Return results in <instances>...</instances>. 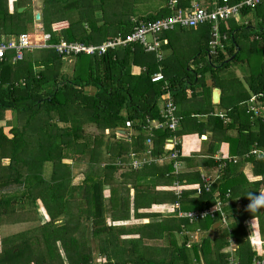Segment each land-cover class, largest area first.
Here are the masks:
<instances>
[{
  "label": "trees",
  "instance_id": "obj_1",
  "mask_svg": "<svg viewBox=\"0 0 264 264\" xmlns=\"http://www.w3.org/2000/svg\"><path fill=\"white\" fill-rule=\"evenodd\" d=\"M168 1L0 0V34L9 37L42 30L51 35L52 44L64 40L85 47L99 46L124 39L140 21L168 16ZM175 1L184 8L201 0ZM33 3L38 6L39 20L35 19ZM20 8L23 11L19 12ZM240 16V24H219L220 32L229 37L222 47L215 48L214 55L209 54V26L201 25L192 29L189 39L198 40V44L188 55L181 54L169 41L165 50H170V55L161 61L154 53L145 52L140 43H127L102 54L64 56L54 49H38L24 53L15 64L7 59L0 62V122H4L0 125V228L31 222L25 232L3 239L0 264H94L90 248L83 247L87 240H97L98 254L105 258L101 264H228L231 257L241 264H251L260 258L252 247L253 230L247 224L254 222L255 233L264 243V208L254 214L245 208L249 192H264V157L258 159L251 154L253 149L264 153V112L254 117L248 111L249 104L264 107V0L254 10H242ZM245 17L251 19L245 23ZM35 23L40 24L36 30ZM175 30L185 32L176 28L163 32L160 38H168ZM244 41L249 48L239 43ZM163 48L162 44L161 51ZM232 65L243 69L248 91L241 87L245 93L227 105L225 95L231 86L223 84L217 74ZM133 66L141 69L140 74H132ZM156 73H161L163 80L153 83L151 77ZM212 88L221 91L220 101L214 106ZM166 92H175L172 100L180 125L174 132L177 140L185 133V122L199 135L205 122L212 125L213 138L204 154L209 159L202 163L205 168L218 167L211 156L221 142L229 143L227 153L239 159L217 170L219 178L200 195L192 189L177 199L172 192L156 189L173 181L202 185L199 171L181 157L180 144L175 147L179 151L176 162L188 164L184 174L175 176L172 162L163 167L150 164L137 171L126 165L130 151L144 149L147 132L142 127L146 119L159 117L156 99ZM251 96H256L255 103L250 101ZM201 98L207 100V109L201 106ZM213 107L228 108L230 123L224 125ZM199 117L206 121L197 125ZM127 121L134 129L129 143L116 140L118 131L126 130ZM231 129L235 134L226 137ZM172 135L169 131L157 132L151 154L158 157L169 153L166 140ZM245 164L252 167L255 180L249 181L239 170ZM119 170L123 172L116 177ZM71 187L81 188L80 198L68 197ZM105 187L110 189L109 225L105 223ZM131 189L135 215L140 217H153L150 213L137 215L140 209L175 202L182 211H199L216 200L226 202L228 191L231 199L239 198L243 209L227 208L228 223L218 224L214 234L210 232L212 225L219 223L218 214L195 223L176 218L157 224L114 226L112 222L129 218ZM27 204L35 208L36 218L16 222L17 207ZM196 230L203 235L199 243L192 244L186 233ZM145 238H164L168 244L142 247ZM229 239L234 240L233 253L229 251Z\"/></svg>",
  "mask_w": 264,
  "mask_h": 264
},
{
  "label": "built area",
  "instance_id": "obj_2",
  "mask_svg": "<svg viewBox=\"0 0 264 264\" xmlns=\"http://www.w3.org/2000/svg\"><path fill=\"white\" fill-rule=\"evenodd\" d=\"M263 0H240L237 3L231 4L229 0H213L212 3H206L203 1H193L191 4L184 8H179L175 0H169L167 3V9L171 13L160 19L153 21H140L134 27V31L127 35L124 39H117L109 41L99 46H83L78 43H67L64 40H60L58 43H51V35L43 32L27 34L22 33L17 36L6 37L0 34V62L7 59L11 64H15L23 59L24 53L31 52L38 49H54L57 53L70 56L80 52H86L88 54H102L108 48H115L117 46L126 45L127 43H140L145 52L154 53L157 60L161 61L162 51L161 45L164 41L160 38V35L166 31H172L176 28L183 30L195 29L201 25L209 26V54L214 55L216 47H222V43L228 40L226 33H221L219 30V24L226 21H235L239 23L241 21V11L244 9L254 10ZM246 23V22H245ZM163 80L161 73H156L151 77V82L156 83ZM165 97V98H164ZM256 96H251L250 101L255 103ZM162 102L159 108V119H146L143 129L147 132V138L145 144L147 149L143 153L131 152L129 154V167L133 170H138L150 162L158 164L164 160H168L173 163V171L175 174L179 173L180 164L176 162L179 155V151L175 148L180 143L175 136H172L167 142L170 152L164 157L151 159L152 152V131L153 130H166L171 133L177 131L179 126V119L176 116V106L173 103L171 93L166 92L163 98L159 100ZM255 104H249L248 111L253 113L254 117L259 115V111L264 112V107L257 108ZM159 107V106H158ZM224 123H227L229 119L225 115H218ZM125 129L118 131L116 139L129 143L131 136L133 135V123L131 121L125 122ZM252 155H256L258 159L264 157V153L259 149H253ZM244 157H248L245 155ZM212 159L218 163L216 171L224 168L227 163H236L239 159L237 157H223L221 155H213ZM217 171V172H218ZM219 178L218 173L213 176L201 175L200 180L202 185L194 186L196 195H200L202 191L208 192L211 185ZM174 192L176 196H181L182 188L177 182L174 183ZM226 202L216 200L211 207H205L199 211H182L179 203H175L176 214L179 218L187 220L189 223H195L202 221L206 218L214 219L216 215H219V222L221 225H227L226 207L234 202L230 197L228 191L225 195ZM235 202L239 203L238 200ZM215 206L219 207V211H212ZM222 213V214H221ZM230 247V246H229ZM231 253L234 252L232 247L229 248ZM98 264V263H97ZM228 264H241L232 257L229 259ZM251 264H264V255H260L259 259H253Z\"/></svg>",
  "mask_w": 264,
  "mask_h": 264
},
{
  "label": "crops",
  "instance_id": "obj_3",
  "mask_svg": "<svg viewBox=\"0 0 264 264\" xmlns=\"http://www.w3.org/2000/svg\"><path fill=\"white\" fill-rule=\"evenodd\" d=\"M201 1H203L204 2V0H201ZM247 17H245L243 20H245V22L247 21L248 22V19L249 18H247ZM242 20V19H241ZM175 32H177V30H175L174 32H171V33H169V35H168V38H169V40H168V38L166 37V36H164V39H162L163 41H164V51H162V59L161 60H165L169 55H170V50H165V46L167 45V44H169V41H171V44H173V42H174V40L176 39V38H178V36H177V33H175ZM193 42H194V44L195 45H197L198 44V40H193ZM167 43V44H166ZM190 67L191 68H193L194 66L192 65V64H190ZM237 68V72L235 71V69ZM239 68V69H238ZM230 69V68H229ZM232 73L234 74V77L235 78H237V79H239L240 77H238L237 76V74L236 73H238L239 75L240 74H242L243 73V75H244V72H243V69L242 68H240V67H238V66H235V67H232ZM238 70H239V72H238ZM131 71H132V74L133 75H138V74H140V72H141V69L139 68V67H137V66H133L132 67V69H131ZM236 72V73H235ZM208 79V78H207ZM214 89H218V88H212L211 89V104L214 106V105H217V104H214L213 102H212V92H213V90ZM197 91H200V90H197ZM218 92H219V94L221 95V91L218 89ZM174 93L175 92H173V94L171 93V97L174 95ZM163 95L164 94H162V95H160L157 99H156V108H157V111H158V114H159V108L161 107V104H162V102H160L159 100H160V98H163ZM201 97V95L199 96V98ZM165 98V97H164ZM172 99H173V97H172ZM220 101V100H219ZM200 103H201V106H203V108H208L209 107V105H208V102H207V100L206 99H204L203 100V98H201L200 99ZM159 106V107H158ZM213 109H214V112H216V114H222V115H225V117L227 118V119H229L227 116H226V114H227V112H229V110L228 111H226L224 108H222V107H213ZM177 113V112H176ZM177 116V115H176ZM191 116H193V115H191ZM160 118V114H159V117L158 118H155V119H159ZM148 119H152V118H148ZM206 120L204 119V117H199L198 118V121H197V125H199V124H201V123H203V122H205ZM230 123V119H229V121L227 122V123H225L224 125H227V124H229ZM180 126V125H179ZM179 126H178V128H179ZM178 128H177V131H178ZM199 128V127H198ZM200 130H198V131H201V133H200V135H199V133L197 132V129H196V133H194L193 131H192V128H191V126L189 125V123H186L185 122V128H183V130H185V133H184V135H182L181 136V138H180V155H181V157L182 158H184L185 160L186 159H188L189 161H191L190 163H191V165L194 167V169L195 170H198L199 171V173H200V176L201 175H205V173H206V175H208V176H213V175H215L216 173H217V171H216V169H210V168H205L204 166H203V159H209V157H206V155H204L205 154V151L207 150V148H208V145L211 143L210 141H211V139L213 138V127H212V125H210V124H208V123H206L205 122V124H203V128L201 129V128H199ZM164 131H166V130H161V129H159V130H153L152 131V135H153V137H152V139H154L155 138V134L157 133V132H164ZM228 131V130H227ZM235 134V130L234 129H231V130H229L227 133H226V137H228V136H233ZM172 136H176V134L175 133H173V135ZM171 136V137H172ZM216 136L220 139V136H221V134L219 133V132H217V134H216ZM170 137V138H171ZM177 137V136H176ZM169 139H167L166 141H168ZM229 143H227V142H221V143H219V148H218V150L216 151V153L214 154V155H218L219 153H221V154H227V149H228V147H229V145H228ZM165 147V146H164ZM152 148H153V146H152ZM147 149V145L144 143V149L143 150H140V151H130L128 154H127V157H126V159H127V161H126V165H128L129 164V154L131 153V152H138V153H143L144 152V150H146ZM165 149L166 150H168L169 149V146H168V144H167V146L165 147ZM167 155V154H166ZM166 155H161V156H158V157H156V156H151V159H156V158H159V157H164V156H166ZM211 158H212V156H211ZM188 162V161H187ZM170 162L168 161V160H164V161H162V162H160V163H158V164H155V162H150L149 164H147V165H150V164H154V165H156L157 167H163L164 165H166V164H169ZM147 165H145V166H147ZM186 165H188V164H186V162L184 163H182V164H180V170H179V173L178 174H184V173H186L187 172V170H188V168H187V166ZM130 168V167H129ZM143 168V167H142ZM131 169V168H130ZM141 169V168H140ZM140 169H138V170H140ZM131 170H133V169H131ZM243 174H244V176L249 180V181H253V180H255L254 178H255V176L254 175H252V167H250L249 165H243L240 169H239ZM121 173L123 172V170H119ZM133 171H137V170H133ZM178 174H174L175 176H177ZM116 175V177H119V175L120 174H115ZM178 183L179 185H181V188H182V194L184 193V192H186V191H189V190H192V189H195L194 188V186H196V185H198V184H192V185H186V184H181V183H179L178 181H173V183H171V185H168V186H157L156 187V189H157V191L158 190H161V191H169V192H172V194L177 198V199H179L181 196H182V194H181V196H176V194H175V192H174V188H173V186H174V183ZM133 194H134V191L131 189L130 190V212H129V218H128V220H126V221H117V222H112V225H114V226H116V225H122V224H126V225H132V226H139V225H148V224H157V223H161V222H168V221H170V220H174V219H180V220H184V219H182V218H179L178 216H177V214H176V208L174 207V204L175 203H178V202H175L174 204H159V205H152L149 209H147V210H144V209H140L139 211H137V215L138 214H141V213H150L151 215H153V217H140V216H136L135 215V211H134V208H133ZM196 194V193H195ZM108 194H105L104 195V197H105V203H106V199L108 198H110V196H107ZM110 195V194H109ZM232 200H234V202H232L231 204H229L227 207H226V210H228L229 209V207L230 206H233L235 209H236V211H241L240 209H243L242 208V204H241V202H240V200H239V198L237 199H232ZM236 200H238L239 201V203H237V202H235ZM106 208H107V211H106V215H105V223L106 224H110V210H108L109 209V204L108 205H106ZM228 208V209H227ZM195 211V210H194ZM227 223H228V221H227ZM218 224H220V222L219 223H216V224H213L212 225V231L210 232V234H214L215 233V230L217 229V227H218ZM221 225V224H220ZM255 224H254V222H251V226H249V224H247V227H249L248 229L250 230H253V235L251 236V238H252V247L254 248V250H256V251H258V253L260 254V255H264V243H262L261 241H260V237L255 233V231H256V225L254 226ZM223 226V225H222ZM182 228H183V226H181ZM252 227V228H251ZM166 230H168V228L166 229ZM194 233H197V234H199V235H196V238L200 241V238L202 237L201 235L203 234V233H201L199 230H196L195 232H193V233H186L188 236H189V240H190V235L191 234H194ZM255 233V234H254ZM184 235V231L181 233H179L178 234V238H179V240L178 241H180V236H183ZM249 236H250V234H249ZM131 237H133V238H137V236L136 235H133V236H131ZM122 238H126V237H122ZM163 240H152V239H147V238H145V239H143V241H142V244L140 245V246H142V247H147V248H149V247H160L161 245H157V244H154L155 242H162ZM190 242L192 243V244H194V243H198V241L197 242H192L191 240H190ZM167 240H165L164 241V246L165 245H167ZM229 243H230V247H232L233 249H235V244H234V240L233 239H229ZM162 247V246H161ZM98 252V251H97ZM98 256H101V255H99L98 254ZM103 256V255H102ZM104 257V256H103Z\"/></svg>",
  "mask_w": 264,
  "mask_h": 264
},
{
  "label": "rangeland",
  "instance_id": "obj_4",
  "mask_svg": "<svg viewBox=\"0 0 264 264\" xmlns=\"http://www.w3.org/2000/svg\"><path fill=\"white\" fill-rule=\"evenodd\" d=\"M205 1V0H204ZM37 4L36 3H33L32 5V10L34 12V14L37 13L38 11V8H37ZM249 19H251L250 17H247ZM246 18V19H247ZM242 23V20L239 22V24ZM254 23V22H252ZM40 27V24L39 23H35V30L37 28ZM39 30V29H38ZM185 32L183 31H177L175 33H177V36L178 38H176L173 42V47L177 48V50L182 54H185V55H188L189 54V50H193V47H194V42L192 40L189 39V37H191V35H193V31L192 29H189V30H184ZM38 33V32H36ZM243 47L245 48H249V45L248 44V41H244V42H239ZM232 67H235L234 65H232L230 67V69H226V70H221L218 72V79L225 85H228V86H231V88H228L229 92L226 93L225 95V104L227 105H232L233 103L237 102L236 99L241 95V94H244L243 93V90H241V87L245 88L246 91H248L247 87H246V83L245 81L243 82L244 80V75L243 73L242 74H238L236 73L237 71V68L235 69V73L237 74L238 77H240L238 80H240V82L242 83L241 85L238 84L235 80V77H234V74L232 73ZM239 69V68H238ZM239 72V70H238ZM228 108H226L225 110H227ZM11 119V117H10ZM4 124L3 121L0 122V125ZM92 131V129H89L88 130V133H90ZM117 140V139H116ZM228 151V150H227ZM219 155L223 156V157H236V156H229V154L225 153V154H221L219 153ZM3 162H7L6 160L3 161ZM117 174H121L120 171L117 172ZM206 175V173H205ZM208 176V175H206ZM110 189L105 187L104 188V195L105 194H108L107 196H109L110 194ZM68 197L69 198H80L81 197V193H82V190L80 187H71L69 188L68 190ZM109 204V199L107 198L106 199V205ZM24 207V209L22 208ZM23 209V210H22ZM34 210L35 208L33 206H29L28 204L26 206L24 205H21L20 207H17V212L15 214V217H16V222H18L19 220H23V219H29L30 217H34L36 218L33 214H34ZM37 213H39V216H40V219L41 221H44V214H43V211L42 209H38V205H37ZM57 222L60 223V220H58ZM63 222V221H62ZM29 223L31 222H24V223H16V224H9V225H5L4 227H1L0 228V251L2 250V246H3V239L4 238H8L9 236L12 237L14 236L15 234H20L22 232H25V230L28 227ZM62 224V223H61ZM108 225V224H107ZM76 233V232H74ZM196 235H199L197 233H194V234H191L190 235V240L192 242H197L199 243V240L196 238ZM203 235V234H202ZM201 235V236H202ZM200 236V235H199ZM100 240L103 241L104 240V237L101 236L100 237ZM162 242H155L154 244H157V245H161L162 247H164V238H162ZM97 240H93V241H85L83 242V247H84V250L88 248H90L91 250V254H92V263L94 262V264H101L103 261H104V257L103 256H98V252H97ZM168 244V243H167ZM8 246V244H7ZM59 252H61L59 250Z\"/></svg>",
  "mask_w": 264,
  "mask_h": 264
},
{
  "label": "clouds",
  "instance_id": "obj_5",
  "mask_svg": "<svg viewBox=\"0 0 264 264\" xmlns=\"http://www.w3.org/2000/svg\"><path fill=\"white\" fill-rule=\"evenodd\" d=\"M246 198L248 199L249 203L246 205L245 210L250 212L251 214H254L257 211H259L260 209L264 208V192L258 193V194H254L252 192H249L246 195ZM212 211H214V212L219 211V207L215 206V208L212 209ZM251 222H252V220L250 221L249 226H251Z\"/></svg>",
  "mask_w": 264,
  "mask_h": 264
},
{
  "label": "water",
  "instance_id": "obj_6",
  "mask_svg": "<svg viewBox=\"0 0 264 264\" xmlns=\"http://www.w3.org/2000/svg\"><path fill=\"white\" fill-rule=\"evenodd\" d=\"M21 11H23L22 8L19 9V12H21ZM39 18H40L39 14H36L35 19L39 20ZM219 100H220V94L218 92V89H214L213 92H212V102L214 104H218Z\"/></svg>",
  "mask_w": 264,
  "mask_h": 264
}]
</instances>
